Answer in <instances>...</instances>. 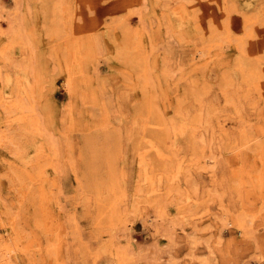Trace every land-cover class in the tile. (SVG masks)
Returning a JSON list of instances; mask_svg holds the SVG:
<instances>
[{"label": "rangeland", "instance_id": "1", "mask_svg": "<svg viewBox=\"0 0 264 264\" xmlns=\"http://www.w3.org/2000/svg\"><path fill=\"white\" fill-rule=\"evenodd\" d=\"M0 264H264V0H0Z\"/></svg>", "mask_w": 264, "mask_h": 264}]
</instances>
